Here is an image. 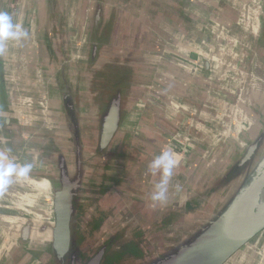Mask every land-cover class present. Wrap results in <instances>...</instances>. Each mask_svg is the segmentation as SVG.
<instances>
[{
	"label": "water",
	"instance_id": "1",
	"mask_svg": "<svg viewBox=\"0 0 264 264\" xmlns=\"http://www.w3.org/2000/svg\"><path fill=\"white\" fill-rule=\"evenodd\" d=\"M172 1L186 3L33 0L30 6L39 10L38 16L20 29L35 45L42 73L34 67L30 71L43 83L44 99L35 94L25 99L16 84L21 80L8 74L7 57L15 40L4 42L0 166L9 161L30 164L28 175L13 176L7 188L30 204L41 202L20 213L15 210L0 264H250L255 243L264 237V200L259 202L264 192V120L251 132L240 122L244 131L223 166L203 168L199 179L191 181L194 151L174 136L179 131L174 120H153L143 113L137 117L140 103L153 89L147 88L153 64L171 71H161V76L174 75L177 57L171 43L185 14L175 15ZM8 2L0 0V12H13ZM40 7H47L43 21ZM260 12L263 48L264 0ZM25 38H15L19 52L28 51ZM244 56L241 64L237 56L228 59L244 88L241 99L261 79L252 71L254 60ZM184 64L201 73V65ZM16 65L23 67L20 53ZM177 106L175 119L184 103ZM227 127H220L224 135ZM165 151L174 164L167 178L162 169H150ZM40 186L47 188L44 194ZM161 190L163 195L155 199ZM39 242L43 252L33 251Z\"/></svg>",
	"mask_w": 264,
	"mask_h": 264
},
{
	"label": "crops",
	"instance_id": "2",
	"mask_svg": "<svg viewBox=\"0 0 264 264\" xmlns=\"http://www.w3.org/2000/svg\"><path fill=\"white\" fill-rule=\"evenodd\" d=\"M185 1L186 3L183 4L171 2L175 8V15L184 13L186 17L180 19L183 24L179 26L180 32H175L174 42L171 43L174 48L171 50L172 54L177 57L176 63L173 64L174 75L161 76V71H169V73L171 71L160 64H153L154 77L147 86V88L152 86L153 89L146 101L140 103L137 117L140 118L143 113V116H149L153 120L160 121L163 118L174 120V125L179 129L174 136L194 151L191 156L190 180L196 181L203 168L207 170L223 166L228 152L234 146V141H238V137L244 131V128L240 127V122L244 124L245 129L248 128L251 132L259 127L258 120H264V47H260L261 43L258 39L261 0ZM23 7L24 10L27 7L26 13L22 8L24 15H30L28 21L32 22L36 19L39 10L28 5V2L24 3ZM39 9L43 16L39 21H43L47 7ZM200 11H205V14ZM23 36L26 37L28 51L24 48L19 52L15 47L16 52L10 49L7 59L10 60V53H14L16 57L20 53V56L23 55L27 59L34 57L35 61L33 59L32 61L36 63V71L41 74L40 68L37 67L39 61L37 53H35V45L30 43L32 38H29L28 32ZM79 37L80 34L77 33L75 39L78 40ZM230 55L237 56L239 64L245 59L244 55L250 56V59L255 62L252 63L255 77H261V79L258 78L259 80L255 78L253 86L245 91V94H242L243 97L245 96L244 99H241L242 96H240L241 90L244 88L240 86L241 79L236 74L238 70L228 62ZM184 61L201 65V73L197 71L194 74L192 67L184 64ZM7 65L10 67L8 74L11 78L14 76L13 81L21 80L19 85L16 84L26 93L25 99H28L30 94H35L36 98L44 99L43 83L33 79L34 70L30 71L33 65H29V60L27 71H23V64L22 68L18 67L16 62L14 65L8 63ZM205 66L209 67L208 73ZM30 77L34 80V85L25 84L31 81ZM144 87L146 86L144 85ZM170 99L171 103L168 102ZM199 101L202 106L198 105ZM178 103H184V107L183 111H180L178 119H175L178 116L175 107ZM206 105L210 108L205 107ZM197 110L200 111V114L197 115L198 119L195 116ZM259 110L262 112V116L259 115ZM33 111L35 114L41 115L39 108H35ZM223 113H229L230 116L225 117ZM236 119L237 122H235ZM226 124H228V130L224 135L225 130L221 132L220 127H224ZM186 133L187 136L184 139ZM194 170L197 173H194ZM39 191L44 194L47 188L40 186ZM11 214L15 215V208L12 209ZM12 218L9 217V220ZM9 220L6 223L2 219L0 220V229L4 230L5 234ZM6 239L7 235L0 239V252L7 246ZM34 245L33 251L43 252L44 244L42 242ZM42 252L34 255L39 257Z\"/></svg>",
	"mask_w": 264,
	"mask_h": 264
},
{
	"label": "rangeland",
	"instance_id": "3",
	"mask_svg": "<svg viewBox=\"0 0 264 264\" xmlns=\"http://www.w3.org/2000/svg\"><path fill=\"white\" fill-rule=\"evenodd\" d=\"M32 1L33 0H30V1L26 0V2H28V5L32 4ZM26 2H25V0H9L8 5H7V9L9 11L13 10V12L9 15L12 17L13 23L18 25L19 28L22 26V23L24 24L30 19V15H28V14L24 15V12L26 13V11H27V7L24 10L23 5H24V3L26 4ZM22 8H23L24 12L22 11ZM165 9H167V8H165ZM201 13L205 14V11H203ZM89 16L91 17V15H89ZM82 21L84 22V24H86L87 17L86 16L83 17ZM84 24L82 25V27L84 26ZM73 26L78 28L79 25H77V23H73ZM14 40L16 41V39H14ZM15 41L11 42V47H10L13 50V52H14V50L16 52L15 46H16L17 42H15ZM77 41H78L77 44L79 46H81L83 43V39L79 37ZM10 54H11V56H10L9 64L14 65L16 62L15 59H17V57L14 53L13 54L10 53ZM32 59L35 61L34 57L33 58L28 57V59H27L25 56H23V55L21 56V61H22V64L24 66L23 71H25V70L27 71L28 60H29V65L32 64L34 69L36 70V63H34L32 61ZM30 80L31 81H28L25 84L26 85H34V80L32 79V77H30ZM35 81L38 82L39 79H36ZM184 135L185 136L183 138L185 139L187 136V133ZM0 140H1V135H0ZM40 202L41 201L38 200L35 203L37 205H34L32 203L30 204L26 200H21L19 195L12 193L11 191H9L8 188H6V190L0 191V220L2 219L6 223L7 220H9V217L12 218V216H13L11 214L12 209L15 208L16 212L20 213V212L25 211L24 209H31L34 207H38ZM5 235H6L5 231L0 229V239L3 238ZM254 247L256 249H255V252L251 254L250 264H258L260 261L263 263L264 262V237L259 239L258 242L255 243ZM247 264H249V263H247Z\"/></svg>",
	"mask_w": 264,
	"mask_h": 264
},
{
	"label": "clouds",
	"instance_id": "4",
	"mask_svg": "<svg viewBox=\"0 0 264 264\" xmlns=\"http://www.w3.org/2000/svg\"><path fill=\"white\" fill-rule=\"evenodd\" d=\"M26 35L22 33V30L18 25L14 24L12 17L7 12H0V52L4 49V42L9 39H15L21 35ZM172 154L170 152H162L150 165V169H162L163 176L165 178L170 177L172 174V168L174 164L171 160ZM31 170L30 164L18 166L16 163L9 161L6 165L0 166V191L6 190L7 186L12 182V177H26ZM166 179L162 181L165 184ZM162 188L161 185L157 186ZM163 191L154 197L155 199L161 198Z\"/></svg>",
	"mask_w": 264,
	"mask_h": 264
},
{
	"label": "bare ground",
	"instance_id": "5",
	"mask_svg": "<svg viewBox=\"0 0 264 264\" xmlns=\"http://www.w3.org/2000/svg\"><path fill=\"white\" fill-rule=\"evenodd\" d=\"M263 196H264V192H263ZM263 196L260 198V201L259 202H262L264 200V197Z\"/></svg>",
	"mask_w": 264,
	"mask_h": 264
}]
</instances>
